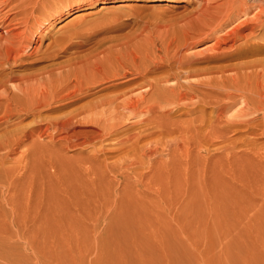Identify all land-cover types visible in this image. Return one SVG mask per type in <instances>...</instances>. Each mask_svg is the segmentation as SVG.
Instances as JSON below:
<instances>
[{"label":"rangeland","instance_id":"374dc122","mask_svg":"<svg viewBox=\"0 0 264 264\" xmlns=\"http://www.w3.org/2000/svg\"><path fill=\"white\" fill-rule=\"evenodd\" d=\"M82 1L46 6L44 0L40 15ZM124 3L129 6L115 9ZM196 3L107 0L101 14V3H94L53 28L86 12L78 25L84 40L109 39L104 47L113 46L117 56L147 61L188 25L186 13ZM211 43L198 41L182 52L198 54ZM64 57L29 70L38 74ZM87 96L42 111V118L59 119L48 137L0 150V264H264V123L252 121L264 110L237 97L210 124L178 113L180 122L145 131L142 116L114 106L66 122ZM212 107L205 110L216 119ZM39 120L25 116L22 125Z\"/></svg>","mask_w":264,"mask_h":264},{"label":"bare ground","instance_id":"6f19581e","mask_svg":"<svg viewBox=\"0 0 264 264\" xmlns=\"http://www.w3.org/2000/svg\"><path fill=\"white\" fill-rule=\"evenodd\" d=\"M157 1L175 4L182 0ZM94 3H101L97 12L109 7L107 0H85L41 16L44 0L0 1V10L14 4L7 12L0 11V28L5 32H0L1 151L15 143L28 140L33 143L35 137H48L49 129L56 128L59 119L42 118V111L62 108L84 95L91 97L73 109L66 122L73 124L80 117L92 119L90 110L114 106L130 111L135 117L142 116L140 128L145 131L156 129L161 123L180 122L175 119L178 115L210 124L221 121L223 109L230 105L226 100L234 101L237 97L253 111L264 110V0H197L196 10L186 13L189 27L186 21L184 25L188 28L182 25L181 29H175L173 39L162 42L167 45L155 55L147 54V61L133 54V58L117 56L113 46L104 47L109 39L95 40L91 36L84 40L78 25L86 12L53 28L54 22L64 15L89 9ZM50 4L47 0L46 6ZM126 4L114 7L129 6ZM113 11L117 15V10ZM208 39L212 43L198 54H183L193 43ZM91 44L96 46L93 48ZM61 56L67 59L51 63L38 74L29 70L37 61ZM164 105L171 109L160 111ZM208 106L219 112L216 119L206 113ZM86 112H90L86 114L88 117L83 116ZM25 116L40 119V124L23 126ZM252 121L264 123V116ZM69 127L66 123V129ZM69 135L73 136L67 134L64 138Z\"/></svg>","mask_w":264,"mask_h":264}]
</instances>
